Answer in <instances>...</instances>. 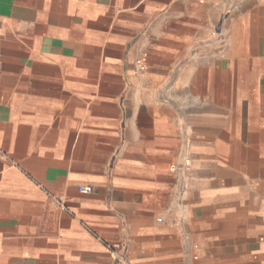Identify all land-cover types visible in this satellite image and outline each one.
Wrapping results in <instances>:
<instances>
[{"label": "crops", "instance_id": "crops-1", "mask_svg": "<svg viewBox=\"0 0 264 264\" xmlns=\"http://www.w3.org/2000/svg\"><path fill=\"white\" fill-rule=\"evenodd\" d=\"M114 250L264 264V0H0V264Z\"/></svg>", "mask_w": 264, "mask_h": 264}, {"label": "built area", "instance_id": "built-area-1", "mask_svg": "<svg viewBox=\"0 0 264 264\" xmlns=\"http://www.w3.org/2000/svg\"><path fill=\"white\" fill-rule=\"evenodd\" d=\"M147 57H148L147 53H143L140 56L139 66L141 69L146 68ZM182 165L186 170H189L191 168L190 158H185ZM172 168L174 170H177V165H173ZM78 189L80 192L87 194V193H91L93 191V186L90 184H81V185H78ZM114 254H115L116 258L120 259L124 264H126V259L124 258V256L119 251L114 250Z\"/></svg>", "mask_w": 264, "mask_h": 264}]
</instances>
